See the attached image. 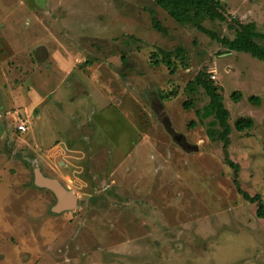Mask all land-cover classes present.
Instances as JSON below:
<instances>
[{
  "label": "rangeland",
  "instance_id": "374dc122",
  "mask_svg": "<svg viewBox=\"0 0 264 264\" xmlns=\"http://www.w3.org/2000/svg\"><path fill=\"white\" fill-rule=\"evenodd\" d=\"M220 1L225 21L188 17L234 39L230 5L264 33V0ZM202 72L230 111L227 152L197 114ZM36 169L75 208L55 212ZM242 192L264 202L263 61L155 0H0V264H264V219Z\"/></svg>",
  "mask_w": 264,
  "mask_h": 264
},
{
  "label": "trees",
  "instance_id": "16d2710c",
  "mask_svg": "<svg viewBox=\"0 0 264 264\" xmlns=\"http://www.w3.org/2000/svg\"><path fill=\"white\" fill-rule=\"evenodd\" d=\"M159 6L166 9H171V16L180 24L185 25L188 23H193L200 31L209 35L214 41L218 42L230 52H243L252 55L254 58L264 62V46L258 43L259 39L264 40V33L260 32L255 23L242 24L241 30H236V36L234 39L221 37L213 31L207 30L201 24L194 23L195 21L188 17L192 10H197L196 18L200 17L198 15H209L212 21L220 20L225 21V14H222L221 8L223 4L220 0H155ZM193 6L195 8L193 9ZM184 8V10H183ZM188 13V14H187ZM198 19V18H197ZM155 29L163 31V28L157 20L154 21ZM198 87H203L206 93L211 98V102L205 107L203 112H198V116L202 119H208L215 117V121L211 122L212 126L219 125L220 130H213L211 127L208 130V135L213 141H220L224 144L225 151L229 149L231 145L230 136L232 134V126L230 125V111L225 107L224 96L221 92V87L217 86L215 82L207 76L206 73L202 72L194 83L190 86L191 92H196ZM233 101L238 103L241 99V93L235 92L233 94ZM251 102L256 105H261V98L253 96ZM189 109L190 106L188 105ZM254 121L251 118H240L235 123V129L238 132H245L252 130L254 127ZM191 126H195L194 123ZM183 145V144H182ZM184 148V145H183ZM229 165L235 169L238 166L229 160ZM246 200L251 203L258 202L259 208L257 216L264 219V202L260 198H252L247 193H244Z\"/></svg>",
  "mask_w": 264,
  "mask_h": 264
},
{
  "label": "water",
  "instance_id": "95a60500",
  "mask_svg": "<svg viewBox=\"0 0 264 264\" xmlns=\"http://www.w3.org/2000/svg\"><path fill=\"white\" fill-rule=\"evenodd\" d=\"M173 132V131H172ZM174 138L182 145L185 141L183 136H176ZM184 149L187 150V147L184 146ZM36 174V184L42 188H49L53 190L58 198V204L54 208L55 212H62L65 210H72L75 208L76 198L75 195L68 192L64 189L57 181L44 178L39 169L35 170Z\"/></svg>",
  "mask_w": 264,
  "mask_h": 264
},
{
  "label": "crops",
  "instance_id": "0c3cea01",
  "mask_svg": "<svg viewBox=\"0 0 264 264\" xmlns=\"http://www.w3.org/2000/svg\"><path fill=\"white\" fill-rule=\"evenodd\" d=\"M247 1V0H246ZM234 7H231L230 5H228L227 12L230 15H236L238 18H240L243 22V24H249V23H255L254 21L251 22V17L253 16V11L250 10L248 13H243L242 11H238V9H232Z\"/></svg>",
  "mask_w": 264,
  "mask_h": 264
},
{
  "label": "built area",
  "instance_id": "2783aa9c",
  "mask_svg": "<svg viewBox=\"0 0 264 264\" xmlns=\"http://www.w3.org/2000/svg\"><path fill=\"white\" fill-rule=\"evenodd\" d=\"M17 131L20 132V133H27L30 129L29 125H27L26 123H22V124H19L17 127H16Z\"/></svg>",
  "mask_w": 264,
  "mask_h": 264
}]
</instances>
